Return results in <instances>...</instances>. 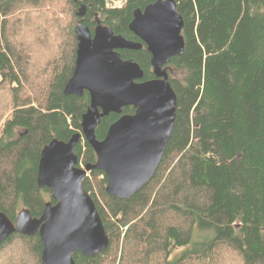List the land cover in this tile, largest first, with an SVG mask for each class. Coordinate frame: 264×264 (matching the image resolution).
<instances>
[{
	"label": "trees",
	"instance_id": "1",
	"mask_svg": "<svg viewBox=\"0 0 264 264\" xmlns=\"http://www.w3.org/2000/svg\"><path fill=\"white\" fill-rule=\"evenodd\" d=\"M108 1L0 0V212L12 222L22 210L39 218L55 204L37 185L40 153L81 132L89 96L63 94L77 25L93 32L99 23L136 41L133 12L157 2L109 9ZM174 1L184 50L167 66L177 97L170 141L152 179L127 200L106 193L103 172L89 173L83 189L108 247L93 258L75 253V264H264V0ZM120 55L139 65L143 81L153 78L146 48ZM119 117L100 121L98 141ZM74 154L78 167L96 163L83 139ZM42 249L38 234H13L0 246V264H42Z\"/></svg>",
	"mask_w": 264,
	"mask_h": 264
},
{
	"label": "water",
	"instance_id": "2",
	"mask_svg": "<svg viewBox=\"0 0 264 264\" xmlns=\"http://www.w3.org/2000/svg\"><path fill=\"white\" fill-rule=\"evenodd\" d=\"M81 5L76 16L84 18ZM129 31L145 45L151 56L153 80L143 81L144 73L133 60H124L119 51H140L142 44L97 23L93 32L82 23L75 29L77 51L65 96H89V107L81 117V133L67 142L52 140L43 148L37 167L38 188H47L52 201L39 218L22 210L12 222L0 212V246L11 235L38 234L42 245V264H75L79 253L93 258L108 247L96 206L83 189L91 171L104 173L106 193L127 200L138 193L154 176L170 141L177 97L164 67L182 55L183 19L174 0H157L143 10H135ZM132 107L133 115H122ZM120 116L109 126L102 141L95 137L100 121ZM84 140L96 156L94 165L78 167L75 147Z\"/></svg>",
	"mask_w": 264,
	"mask_h": 264
},
{
	"label": "built area",
	"instance_id": "3",
	"mask_svg": "<svg viewBox=\"0 0 264 264\" xmlns=\"http://www.w3.org/2000/svg\"><path fill=\"white\" fill-rule=\"evenodd\" d=\"M123 0H120V1H113V0H109L107 2V7L108 8H116L117 5H121V7L123 6ZM121 7H118V8H121Z\"/></svg>",
	"mask_w": 264,
	"mask_h": 264
},
{
	"label": "flooded vegetation",
	"instance_id": "4",
	"mask_svg": "<svg viewBox=\"0 0 264 264\" xmlns=\"http://www.w3.org/2000/svg\"><path fill=\"white\" fill-rule=\"evenodd\" d=\"M95 27H96V26H95ZM94 29H95V28H94ZM131 34H132V33H131ZM133 36H134V35H133ZM134 37H135V36H134ZM135 38H136V37H135ZM125 39H126V38H125ZM136 39H137V38H136ZM126 40H127V39H126ZM137 40H138V39H137ZM137 40H136V41H134V40H128V41L142 44L140 40H138V41H137ZM142 46H143L142 49H143V48H146L145 45L142 44ZM124 51H125V50H124ZM146 51H147V49H146ZM120 52H121V51H119V53H120ZM148 54H149V53H148ZM150 58H151V56H150ZM150 66H151V65H150ZM167 66H168V65H166V66L164 67V69H166V71H167ZM151 70H152V68H151ZM153 79H154V76H153V78H152L151 80H153ZM85 93H86V92H85ZM120 116H121V115H120ZM80 133H81V132H80Z\"/></svg>",
	"mask_w": 264,
	"mask_h": 264
},
{
	"label": "rangeland",
	"instance_id": "5",
	"mask_svg": "<svg viewBox=\"0 0 264 264\" xmlns=\"http://www.w3.org/2000/svg\"><path fill=\"white\" fill-rule=\"evenodd\" d=\"M118 7H121V5H117V6H116V8H118ZM81 168H83V167H81ZM88 175H89V174H88Z\"/></svg>",
	"mask_w": 264,
	"mask_h": 264
},
{
	"label": "bare ground",
	"instance_id": "6",
	"mask_svg": "<svg viewBox=\"0 0 264 264\" xmlns=\"http://www.w3.org/2000/svg\"><path fill=\"white\" fill-rule=\"evenodd\" d=\"M110 9V8H109Z\"/></svg>",
	"mask_w": 264,
	"mask_h": 264
}]
</instances>
